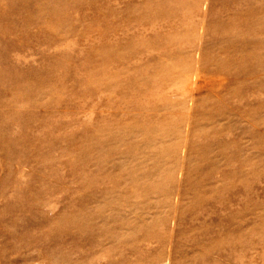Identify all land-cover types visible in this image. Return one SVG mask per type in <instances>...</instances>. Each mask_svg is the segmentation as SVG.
Here are the masks:
<instances>
[{
    "label": "rangeland",
    "instance_id": "1",
    "mask_svg": "<svg viewBox=\"0 0 264 264\" xmlns=\"http://www.w3.org/2000/svg\"><path fill=\"white\" fill-rule=\"evenodd\" d=\"M0 264H264V0H0Z\"/></svg>",
    "mask_w": 264,
    "mask_h": 264
}]
</instances>
